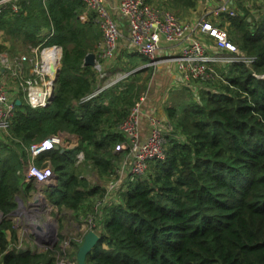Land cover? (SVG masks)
I'll return each mask as SVG.
<instances>
[{
  "label": "trees",
  "instance_id": "trees-1",
  "mask_svg": "<svg viewBox=\"0 0 264 264\" xmlns=\"http://www.w3.org/2000/svg\"><path fill=\"white\" fill-rule=\"evenodd\" d=\"M149 1L174 16L191 14L197 4ZM249 1L233 0L236 15H221L218 25L254 59L251 67L215 66L218 78L191 81L197 94L191 82L168 91L164 157L150 161L143 175H128L101 211L106 187L91 185L87 171L108 179L120 168L126 151L114 147L126 137L118 127L152 78L141 85L138 79L145 71L151 77L153 67L137 69L138 54L125 47L119 53L132 73L93 95L105 78L83 58L96 55L101 32L83 0H18L16 12L0 11V53L61 49L50 103L31 108L18 96L21 105L0 133V264H56L62 235L32 251L20 244L9 216L19 199L36 193L35 181L24 182L30 147L58 134L74 137L76 146L44 152L33 165L50 167L56 178L43 186V198L58 213L69 211L80 224L90 214L97 220L99 239L85 264H264V12L255 17ZM79 235L70 246L75 263Z\"/></svg>",
  "mask_w": 264,
  "mask_h": 264
},
{
  "label": "built area",
  "instance_id": "built-area-1",
  "mask_svg": "<svg viewBox=\"0 0 264 264\" xmlns=\"http://www.w3.org/2000/svg\"><path fill=\"white\" fill-rule=\"evenodd\" d=\"M17 1L0 0V11L9 6L12 12H16ZM83 2L86 10L94 13V22L101 32L94 66L100 78L104 77V74L100 73L101 62L114 57L119 41L124 42L130 52L147 59V63L137 69L156 67L169 62L174 65L176 77L181 83L218 78L215 66L223 67L240 63L250 68L254 62L253 58L240 52L228 39L226 30L218 25L217 18L221 15L228 17L236 15V10L231 7L233 0H223L219 5L205 11H193L190 20L180 19L169 12L155 8L149 0H116V12L124 22L126 34L112 17L105 0H83ZM249 7L255 17L259 16L257 12L264 10L262 3L259 7L255 3H250ZM200 36L211 40V45L205 43ZM58 49L56 46L43 48L41 51L35 48L31 52V57L21 55L11 58L5 53H0V133L4 134L8 130L16 110L15 101L18 96H21L31 108L45 107L50 103L53 97L51 88L54 75L50 65L58 66V51L60 52ZM47 52L51 53L48 61L43 59L44 53ZM131 73L132 71H129L115 82L103 84L93 95L116 82L126 80ZM145 100L146 98L142 96L118 127L126 138L125 141L116 144L114 151H126V154L116 171L118 180H110L105 188L104 197L101 199L103 201L98 203L99 211L103 206L113 205L112 203L116 201L121 172L127 171L132 177L141 176L150 161L164 157V122L156 116L155 108H144ZM143 118L147 121L149 129L148 133L141 137L140 121ZM61 143L58 134L49 136L30 147L24 182L33 180L36 184H41L53 179L50 167L36 168L33 159ZM76 158L78 161L82 160V154H78ZM40 197L35 194L33 199L36 201V198ZM96 221L90 214L85 220V228L93 231ZM64 245L69 246L67 242ZM60 254L62 255L59 256L56 264H76L74 259L67 256L65 250H61Z\"/></svg>",
  "mask_w": 264,
  "mask_h": 264
},
{
  "label": "rangeland",
  "instance_id": "rangeland-1",
  "mask_svg": "<svg viewBox=\"0 0 264 264\" xmlns=\"http://www.w3.org/2000/svg\"><path fill=\"white\" fill-rule=\"evenodd\" d=\"M159 1L160 0L157 1L158 4H159ZM199 1L200 0H197V4H196L194 11L198 10ZM214 2H217V1L214 0ZM262 4L264 6V2ZM152 5H153V2H152ZM153 6L156 8V5H153ZM263 12L264 11L257 12L256 14L261 16L263 14ZM179 14L177 16L180 19H183L182 17H184L185 20H190V17H192V13L190 14V13H186V12H184V13L181 12ZM217 19H220V17H218ZM1 41H2V35L0 33V42ZM5 45L8 46V43H5ZM47 48H51V47H47ZM123 48H125V46L123 45V42L119 41L114 57L110 60H104L101 62L102 70L100 68V73L104 74V78H105L104 85L106 83L115 82L118 78L124 77V74H126L127 72L132 70V69L131 70L129 69L131 67L128 64L123 67L124 63L121 60V57H123L121 52L123 50H125ZM120 50H121V52L119 53ZM21 55H26V56L31 57L30 55H27L24 53L19 54L15 57H19ZM60 57H61V49H60V52L58 51V58H60ZM39 58H40V56H39ZM132 62L134 64L138 65V68H139V66H142V65L147 63V59H145L142 56L136 55L135 57H133ZM167 63H169V62H167ZM96 64H97V62H96ZM169 64H171L174 67V65L172 63H169ZM59 65H60V63L58 64V67H59ZM149 76H150V74H148V72L145 71L144 74L141 75L140 78L138 79V81H137L138 84L139 85L144 84L145 81H146V84H148L149 80L152 78V76L151 77H149ZM160 76L161 75L156 77L157 80H155V82L151 83L150 87L148 89H146L147 86L146 87L144 86V89L140 91L141 93L140 92L139 93H140V98L142 96H144L146 99H148L149 104H151L153 106L155 105L158 107V109L156 110V108L154 106L155 113H156V116L160 120H162L161 118H163L162 117L163 114L166 115L163 109H164V105L168 103V100H167V102H164L162 104V103H160V101L158 99L163 98V100H164L165 96H167V92L169 91V89L179 90L182 88L181 86H184V84L176 80L177 87H179V88L175 89V87H173L172 84H169V86H168V82H167L166 77H163V79H162L161 78L162 76L161 77ZM191 84L193 85L192 87L194 88L193 92L196 93L198 90H200V89L197 90V88L199 86L197 84V82H191ZM162 121L164 122L163 124L166 128L167 126H166L165 121L164 120H162ZM58 146H59V148L60 147L62 148L61 145H58ZM127 176H128L127 171H123L120 173V181H119V188H118L119 190H120L122 183L124 182V180L126 179ZM87 177H88L87 180L90 182L91 185H98V186L103 187V188H105L107 186V184L109 183V181L111 179L118 180V178H119L117 173L108 179L100 178V177H98V175L96 173L91 172V170L87 171ZM43 186L40 185L36 189L35 194L41 196L40 198H36V201L33 199L34 197L29 199L27 202H22V200L19 199L17 201L16 209L14 210L13 214H11L9 216V218L13 222L14 230L16 231L19 238L21 240H23L24 243L26 241H28V242H26V244L30 243L29 245L31 246L32 251H42L45 248H48V247L52 246L53 244L57 243L58 236L60 234V235H62V241L60 243V252H61V250H65L67 256L70 257V254L71 253L73 254V252H74L70 246H71L72 241H76V237H77L76 225H77V222L74 220L73 214L71 212L64 211V212L58 213L53 206L49 205L44 200V198H42L43 197V190H44ZM45 186H49V185H45ZM100 201H103V200H100ZM0 218H1V216H0ZM39 228H40L42 233H39V231H38ZM86 231H88V230L86 229ZM81 237H82V235H81ZM77 241H80V240H77ZM35 242H37L38 244L36 245ZM66 242L68 243L69 246L64 245V243H66ZM61 245H62V247H61ZM61 255L62 254H58L56 256V262H57L59 256H61ZM71 259H73V258H71Z\"/></svg>",
  "mask_w": 264,
  "mask_h": 264
},
{
  "label": "crops",
  "instance_id": "crops-1",
  "mask_svg": "<svg viewBox=\"0 0 264 264\" xmlns=\"http://www.w3.org/2000/svg\"><path fill=\"white\" fill-rule=\"evenodd\" d=\"M217 2H214V0H200L199 1V4H198V10L197 12H200V11H205V10H208L209 8L213 7V6H217L220 4L221 1L223 0H216ZM152 3V2H151ZM250 3H255L256 6H261V1L260 0H250L249 1V4L248 6L250 5ZM105 4H106V7L110 10V13L112 15V17L115 19V21L119 24L120 28L123 30L124 34H126V30L124 29L125 26H124V22L123 20L120 18V16L117 14L116 12V6H117V2L116 0H105ZM153 5H156L155 2H153ZM157 7V6H156ZM158 8V7H157ZM200 38L207 44H210L211 45V40H209L208 38H206L205 36H200ZM123 45L125 46V43L123 42ZM126 47V46H125ZM57 56V54H56ZM161 75L160 77L163 79V77H166L167 78V82H168V86L169 84H172L173 87H175V89L179 88L177 87V84H176V80L179 81V79L176 77V73H175V69L174 67L169 64V63H165V64H160L156 67H153V70H152V79L151 81L149 82V84L147 85V88L148 89L150 87V84L155 82L156 77ZM180 82V81H179ZM172 89H169V91H171ZM166 98V96H165ZM165 98L163 100V98H159L158 100L160 101V103H164L165 102ZM19 100V99H18ZM143 106L144 108L146 109H149L150 107H153V105L149 104L148 103V99H146L143 103ZM156 110L158 109L157 106H155ZM157 112V111H156ZM163 118H161L162 120H166V117L165 115L163 114L162 116ZM148 129H149V126H148V123L147 121L143 118L141 121H140V134H141V137L145 134L148 133ZM60 138L62 140V143H61V146L63 148H72V147H75L76 146V140L74 137H71L69 136L68 134H60ZM68 141V144L65 145L64 141ZM86 179H88V177L86 176ZM55 179L53 178L50 182H44V183H41V184H37L36 186H40V185H51L53 183ZM43 198V197H42ZM66 214V213H65ZM76 230H77V237H76V240H80V235H82V238L84 236V234L87 232L86 229H85V226L84 224H80V223H77L76 225ZM42 233V232H40ZM9 235V234H8ZM18 239L20 241V244H22V247H24L25 245L28 246L30 249H31V246L29 244H26V241L25 243L23 242V240H21L18 236ZM82 240V239H81Z\"/></svg>",
  "mask_w": 264,
  "mask_h": 264
},
{
  "label": "water",
  "instance_id": "water-1",
  "mask_svg": "<svg viewBox=\"0 0 264 264\" xmlns=\"http://www.w3.org/2000/svg\"><path fill=\"white\" fill-rule=\"evenodd\" d=\"M83 66H89V67H94L95 66V55H94V53H88V54H86L84 56V58H83ZM59 69H60V65H59V67L57 66L56 68H54L53 65H50V70L54 71V75H53V79H52L53 85H52V88H51V95L52 96H53V93H54V82H55V79H56V77L58 75ZM15 104H16V106H20L21 105L20 100L17 99L15 101ZM53 149L57 150V149H59V146L55 145ZM55 180H56V178H55ZM0 216H1V213H0ZM98 239L99 238H98L97 234L94 231H92V230H88L84 234V236H83V238L81 240V243H80V245H79V247H78V249L76 251V254H75V260H76L77 264H85L86 256L90 253L91 249L95 246V244L97 243Z\"/></svg>",
  "mask_w": 264,
  "mask_h": 264
},
{
  "label": "bare ground",
  "instance_id": "bare-ground-1",
  "mask_svg": "<svg viewBox=\"0 0 264 264\" xmlns=\"http://www.w3.org/2000/svg\"><path fill=\"white\" fill-rule=\"evenodd\" d=\"M54 57H55V53H54ZM57 57V56H56ZM51 58V53L50 52H47V53H44L43 55V59L48 61L49 59ZM53 65V64H52ZM54 68H56L54 65H53ZM54 72V71H53ZM39 233L41 232L40 228L38 229Z\"/></svg>",
  "mask_w": 264,
  "mask_h": 264
},
{
  "label": "clouds",
  "instance_id": "clouds-1",
  "mask_svg": "<svg viewBox=\"0 0 264 264\" xmlns=\"http://www.w3.org/2000/svg\"><path fill=\"white\" fill-rule=\"evenodd\" d=\"M35 195V194H34ZM34 195H33V197H34Z\"/></svg>",
  "mask_w": 264,
  "mask_h": 264
}]
</instances>
